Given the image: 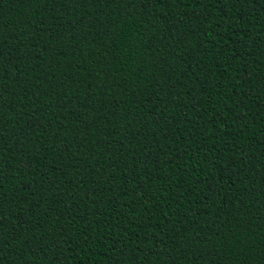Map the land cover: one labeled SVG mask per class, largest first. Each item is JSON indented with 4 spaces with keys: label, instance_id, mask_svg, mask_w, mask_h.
Listing matches in <instances>:
<instances>
[{
    "label": "trees",
    "instance_id": "trees-1",
    "mask_svg": "<svg viewBox=\"0 0 264 264\" xmlns=\"http://www.w3.org/2000/svg\"><path fill=\"white\" fill-rule=\"evenodd\" d=\"M0 264H264V0H0Z\"/></svg>",
    "mask_w": 264,
    "mask_h": 264
}]
</instances>
